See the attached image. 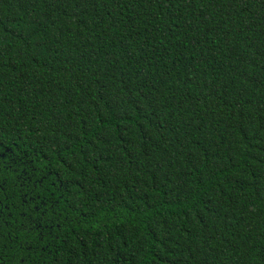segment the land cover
<instances>
[{
    "label": "trees",
    "instance_id": "trees-1",
    "mask_svg": "<svg viewBox=\"0 0 264 264\" xmlns=\"http://www.w3.org/2000/svg\"><path fill=\"white\" fill-rule=\"evenodd\" d=\"M0 264H264V0H0Z\"/></svg>",
    "mask_w": 264,
    "mask_h": 264
}]
</instances>
